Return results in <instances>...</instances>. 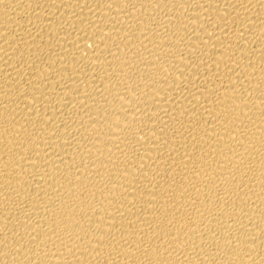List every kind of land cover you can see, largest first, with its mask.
<instances>
[{
	"label": "bare ground",
	"instance_id": "obj_1",
	"mask_svg": "<svg viewBox=\"0 0 264 264\" xmlns=\"http://www.w3.org/2000/svg\"><path fill=\"white\" fill-rule=\"evenodd\" d=\"M0 264H264V0H0Z\"/></svg>",
	"mask_w": 264,
	"mask_h": 264
}]
</instances>
